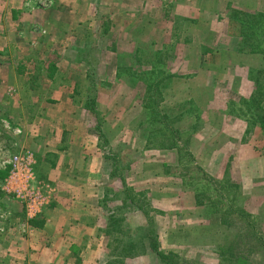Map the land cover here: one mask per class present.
I'll list each match as a JSON object with an SVG mask.
<instances>
[{"label":"rangeland","instance_id":"374dc122","mask_svg":"<svg viewBox=\"0 0 264 264\" xmlns=\"http://www.w3.org/2000/svg\"><path fill=\"white\" fill-rule=\"evenodd\" d=\"M0 24L1 235L32 220L13 176L43 220L87 177L45 132H71L77 161L101 129L91 165L110 156L119 178L107 162L110 219L86 264H264V0H6Z\"/></svg>","mask_w":264,"mask_h":264},{"label":"crops","instance_id":"0c3cea01","mask_svg":"<svg viewBox=\"0 0 264 264\" xmlns=\"http://www.w3.org/2000/svg\"><path fill=\"white\" fill-rule=\"evenodd\" d=\"M5 3L6 0L4 2L0 0V6ZM22 12L18 8L16 12L12 11L10 16L6 14V18L12 23L16 20L15 14L18 13L19 16ZM25 30L30 32V24L26 25ZM3 34L6 33L3 31ZM226 47H231V45H226ZM58 90L60 92L61 89ZM45 133L47 134L43 136V139L47 143H53L56 147L54 149H57L58 152L68 154L67 163H79L81 166H85L83 168L88 172L87 177L78 176V172L73 171L75 173L73 179L75 189L66 190L68 192L67 199H63L64 196L60 193L62 196L57 199L59 204L56 206L54 204L45 211V223L41 229L33 228L26 222L24 227L29 229V232L23 233V229L16 223L14 227L10 225L12 230L8 234H0V264H63V262L76 260V253L73 249L77 250L78 247V251L82 252V254L77 252L80 264H86L85 254L94 251L95 240L102 237L99 230H104L107 227L108 219H110L109 210L104 208L102 201L104 186L102 189L99 187L106 178L105 168L107 174L109 172L107 161L98 154L101 157L98 159H102V174H96L95 168L91 165L95 152L99 150L98 138L95 136L96 145L92 146L89 143L82 148L84 152L81 157L76 158L77 162L75 158H71L70 144H65L73 140L71 132L63 130L59 138L56 137L55 130L50 129ZM85 182H88V185H93L92 188L85 185ZM80 194L81 197H84V202L76 206L72 205L70 202ZM104 198L106 199V195ZM76 228L79 231L75 232ZM98 234L101 237H98ZM99 243L98 241L97 245Z\"/></svg>","mask_w":264,"mask_h":264},{"label":"trees","instance_id":"16d2710c","mask_svg":"<svg viewBox=\"0 0 264 264\" xmlns=\"http://www.w3.org/2000/svg\"><path fill=\"white\" fill-rule=\"evenodd\" d=\"M263 16V15H262ZM240 17V16H239ZM238 16L235 17V19H237L239 22H244V19L243 20H240ZM248 20V19H247ZM259 23V20H258V15H255L252 17V20L251 22H249L250 24H255V23ZM243 36L244 33H243ZM246 38V36H245ZM244 43V39H243V42ZM244 44L241 45V48L243 47ZM243 50V49H242ZM57 72V68H56V65L55 63H49V67H48V78L49 79H53L55 74ZM96 98H90L87 103L85 104V110L87 111V113L90 114V116L94 115V116H97V102H96ZM95 136L98 138V141H99V146L101 145V149L104 150L106 149L108 146H110V142L109 140L104 136V133L101 129H99V131H96L95 132ZM102 142V143H101ZM105 159L106 161L109 163H111V173L110 175L113 177V178H119L118 176V172L116 171V167H117V162L115 163L112 158L110 156H105ZM109 172H110V169H109ZM2 176H0L1 178ZM129 191V190H128ZM126 192V195L130 194V191L129 192ZM127 199H130L129 201L131 203H134L135 201V197L131 195H128L127 198H125L124 200V203L126 204L127 203ZM45 221L43 219H32L29 221V224L33 227V228H42L43 225H44ZM148 239V241L146 240ZM147 241V242H146ZM147 245H149V248H150V251L153 252V253H156L159 257L163 256L162 253H160L159 251V247L157 245V242H156V237L154 236L153 234V231L149 230L147 233H146V236L145 237H142L141 239V244L143 246V248L145 249V246L143 243H145ZM135 244H130V248H132V246H134ZM147 248V247H146ZM232 264H234L233 262H231ZM79 264H80V261H79ZM111 264V263H109Z\"/></svg>","mask_w":264,"mask_h":264},{"label":"built area","instance_id":"2783aa9c","mask_svg":"<svg viewBox=\"0 0 264 264\" xmlns=\"http://www.w3.org/2000/svg\"><path fill=\"white\" fill-rule=\"evenodd\" d=\"M30 172H26V176L29 177ZM17 176H13L9 181H7V190L10 192L11 190L17 191V195H19V198H25L27 200V211H28V216L29 218L33 219L37 217L41 213V208L43 207V199L38 195H31V189L28 186H23L22 190L19 189V187H16L18 180L16 178ZM28 195H26V194ZM33 196V197H32Z\"/></svg>","mask_w":264,"mask_h":264}]
</instances>
